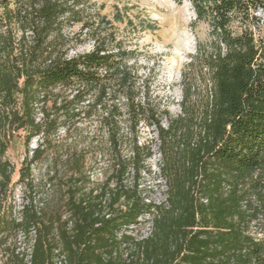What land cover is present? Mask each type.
I'll use <instances>...</instances> for the list:
<instances>
[{
	"label": "trees",
	"instance_id": "16d2710c",
	"mask_svg": "<svg viewBox=\"0 0 264 264\" xmlns=\"http://www.w3.org/2000/svg\"><path fill=\"white\" fill-rule=\"evenodd\" d=\"M189 1L194 23L210 28L211 50L197 44L192 61L199 73L194 62L186 64L192 72L182 73V112L163 126L147 80L137 97L139 78L127 62L132 52L113 45L112 32L105 38L93 28L87 0H0V191L6 194L12 180L5 152L15 133L26 145L40 139L19 169L21 180L44 158L51 137L59 130L68 136L77 120L99 119L109 153V172L92 187L83 150L68 146L61 175L56 160L47 163L43 180L51 192L37 202L31 197L19 218L0 213V264H264V26L256 15L264 0ZM114 20H121L118 12ZM77 22L92 49L70 55L86 39L66 32ZM99 22L109 24L104 16ZM121 97L129 155L120 150ZM149 119L168 187L160 203L139 187L153 151L138 142L137 125ZM129 171L132 184L123 182ZM142 216L151 230L136 236L128 227ZM32 231L26 262L8 241Z\"/></svg>",
	"mask_w": 264,
	"mask_h": 264
},
{
	"label": "rangeland",
	"instance_id": "374dc122",
	"mask_svg": "<svg viewBox=\"0 0 264 264\" xmlns=\"http://www.w3.org/2000/svg\"><path fill=\"white\" fill-rule=\"evenodd\" d=\"M116 12L121 17L120 21L114 20ZM84 13L85 17L93 21V28L99 27L101 37L106 38L112 32L116 38L113 45L120 42L123 50L132 52L127 62L134 65L135 73L139 78L135 84L137 97L142 100L144 82L147 80L149 103L156 111V116L161 118L162 125L166 126L168 116L174 117L182 112L180 105L182 73L184 70L192 72L186 64L194 62L192 56L196 54L197 44L199 43L205 50H211L208 24L205 21L194 23L195 14L189 0H87ZM101 16L109 20V24H101L99 22ZM260 18L264 19V16L261 15ZM80 25L81 23L77 22L72 28H66V32L70 35L82 32L81 37L86 38L69 50L70 55L92 49V37L89 38L88 35L84 37L86 30ZM199 70V65L194 62L195 76L198 75ZM202 73H206L205 69H202ZM205 77L208 85L206 88H210L208 76ZM206 83L197 79L195 84L203 90ZM194 98L196 93L191 100ZM125 103V98L121 97L118 133L122 141L121 153L129 155L131 133ZM75 126L76 128L71 126L68 136L59 130L57 136L51 137L44 158L30 165V175L25 180L19 177V169L25 158H30L31 150L40 143V139L31 138L26 145L23 133H15L5 152V158L14 168V172L7 193L0 191V213L5 212L14 218H19L22 205L31 197L34 202L44 199L51 192L50 187L44 185L43 180L46 177L47 163L56 160V169L60 170L61 175V157L65 155L68 146H75L85 152V171L90 178L88 185L92 187L101 183L109 172L107 171L109 158L106 143L107 129L101 127L99 119L94 116L77 120ZM137 129L138 142L149 143L153 151L152 156L145 162L149 172H142L139 179L142 195L156 203L165 202L168 197V187L162 172L161 141L157 127L149 119L140 122ZM132 181V173L129 171L124 176L123 182L132 184ZM57 195L58 193L55 196ZM128 228H130L129 232L136 236H146L151 228V222L147 216H142L138 223L131 224ZM32 237L33 231L28 237L18 234L8 241L14 244L16 251L26 255V262L29 260Z\"/></svg>",
	"mask_w": 264,
	"mask_h": 264
},
{
	"label": "built area",
	"instance_id": "2783aa9c",
	"mask_svg": "<svg viewBox=\"0 0 264 264\" xmlns=\"http://www.w3.org/2000/svg\"><path fill=\"white\" fill-rule=\"evenodd\" d=\"M256 15L260 18L261 15L264 16V11H262V10H258V11L256 12ZM259 25L262 26V27L264 26V19L260 18V23H259ZM255 37H256V34H255ZM221 50H222V52L225 51V47H224L223 45L221 46ZM202 201L205 202V199H202ZM150 230H151V228H150ZM150 230H149V232H150ZM149 232H148V233H149Z\"/></svg>",
	"mask_w": 264,
	"mask_h": 264
}]
</instances>
